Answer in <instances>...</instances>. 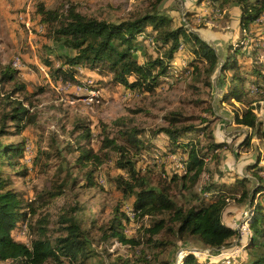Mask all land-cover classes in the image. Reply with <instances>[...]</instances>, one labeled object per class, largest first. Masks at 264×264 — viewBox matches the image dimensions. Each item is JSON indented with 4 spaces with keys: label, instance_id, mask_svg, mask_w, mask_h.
<instances>
[{
    "label": "rangeland",
    "instance_id": "1",
    "mask_svg": "<svg viewBox=\"0 0 264 264\" xmlns=\"http://www.w3.org/2000/svg\"><path fill=\"white\" fill-rule=\"evenodd\" d=\"M154 2L0 0V62L17 70V81L24 84L25 93L29 96L28 101L23 100L24 105L34 114V121L25 125L18 134L17 128L7 127L10 122L5 124V128H10L11 132L1 137L2 142H23L24 155L16 165L3 166V175L9 179L24 202L36 200L35 211L31 216L33 220L39 214H47L46 231L50 238L60 234L57 231L60 226L57 223L59 215L71 207L76 208L71 216L88 232L90 246L96 252L87 264H111L118 257L127 258L129 264H137L138 253L143 246H131L117 239L107 241L100 236L101 227L112 218L115 208L118 207L120 211L131 208L129 200L116 188L113 181L116 175L124 174L114 164L117 154L108 148L100 152L105 135L116 138V142L123 144L120 132L132 127L138 128V136L144 140L145 147L140 152L130 148V155L139 174L146 176L148 185L157 186L161 180H164L162 183H167L171 176L180 174L181 158L185 152L161 154L147 148L151 145L160 150V146L164 144L163 136H154L153 133L159 127L167 125L165 116L172 111L193 116L186 121L188 124H197L202 117L208 119L206 123L215 138V132L218 131V137H223L222 141L229 143V146L217 152L219 166L225 171L223 180L229 182L236 176H245L249 179L247 186L253 187L256 177L247 169V165L259 162L262 167L257 172L264 182V146L250 128L236 121V116L242 117L246 105L234 98L224 99L230 84V71L220 72L221 64L228 56L238 60L241 70L255 66L264 71V14L252 22L248 29H242L238 23L240 13L233 2L220 7L219 1L213 0H161L156 8L171 18V27L187 26L206 41L212 42L219 61L209 85L204 83V75L196 79L188 69L187 63L193 58L188 46H180L181 50L175 55L170 71L151 92L125 88L121 84L112 83L110 72L83 67L77 68L76 77L84 80L85 85L60 80L54 82L50 78L48 63H52L54 67L59 66L61 62L56 56L71 55L74 51L67 48L62 40H56L47 26L41 24L36 12L38 3L63 12L69 6H74L82 14L118 22L153 10ZM135 49L134 55L140 62L156 54L148 41H139L135 44ZM13 86L12 82L4 83L2 88L0 86V98ZM245 86H249L248 81ZM262 88L264 89V83ZM250 93H256L255 86L251 84ZM15 96L23 99V95ZM252 98L253 104L264 103V99H259L261 97L257 95H252ZM2 104L0 101V118L8 110ZM206 108H210V112ZM263 111L262 107L255 110L258 116ZM77 123L89 125L91 133L85 144L103 160L92 173V186L86 184L84 172L87 168L79 167L76 162V142L80 136V130L74 128ZM246 137H250L249 146L243 144ZM180 142L186 144L187 153L189 143L200 147L207 139L205 134L194 133ZM103 151L106 155H103ZM206 177L204 175L201 179V184ZM55 180L66 181L64 192L48 203H40L45 200L44 190ZM173 181L170 183L171 198L180 205L194 203L193 194L181 186L180 178ZM227 200L224 218L237 230L238 235L226 246L220 249L209 248L193 236H187L185 241H177L162 250L160 259H167L170 264H182L184 256L191 253L207 263L235 264L250 258L246 249L251 236L248 207L244 200L231 196ZM128 217L123 228L124 234L142 242L148 236L143 228L148 226L150 216L137 217L130 211ZM240 222L244 230L241 238ZM13 236L16 240L27 242L30 234L28 235L26 224L13 232ZM182 249L192 250L180 253ZM0 264L7 263L0 261Z\"/></svg>",
    "mask_w": 264,
    "mask_h": 264
},
{
    "label": "trees",
    "instance_id": "2",
    "mask_svg": "<svg viewBox=\"0 0 264 264\" xmlns=\"http://www.w3.org/2000/svg\"><path fill=\"white\" fill-rule=\"evenodd\" d=\"M154 9L127 19L110 22L97 19L79 12L74 6H69L64 12L57 8H46L38 3L36 12L41 24H45L56 40H62L73 54L56 57L61 64L54 67L48 63V73L52 81L80 83L84 80L76 77L78 67L99 72H110L112 83L121 84L128 89H138L151 92L159 80L170 71V65L175 55L181 50L180 46H188L193 58L187 63L191 74L196 79L204 75V83L209 85L212 73L218 66V55L214 46L200 37L187 26L171 27V18L161 13L156 7L161 0H154ZM224 6L233 2L239 8V23L242 29L264 14V0H213ZM139 41H148L155 56H149L140 62L134 55L135 44ZM238 51V49L236 50ZM186 69V68H185ZM230 71V84L224 99L234 98L245 104L242 117L236 116V121L248 128L260 139L264 146V111L258 116L256 109L264 110V103L253 104L252 95L264 99V71L255 66L241 70L238 60L228 56L221 64L220 72ZM17 70L10 65L0 62V86L7 82L13 83V88L5 92L0 101L8 107L0 118V261L7 264H87L88 260L96 255L89 243V234L83 230L71 213L76 208H70L59 215L57 223L60 232L58 236L50 238L47 229V214H39L33 220L35 199L24 202L20 194L11 186L8 178L3 175V166H14L24 155L23 142L4 143L1 137L8 134L10 128H17L16 133L34 121V114L29 112L23 100L28 101L25 86L17 81ZM248 80H246L245 77ZM81 81V82H80ZM248 81L249 86H245ZM92 83V82H91ZM250 84L255 86L256 93H250ZM15 94L23 95L18 99ZM251 99V100H250ZM259 101V100H258ZM210 112V108H206ZM193 116L185 115L180 111L169 112L165 116L167 125L159 127L153 134L163 136L164 144L160 150L155 146L147 148L161 154L173 155L185 152L181 158L180 174L170 177L167 183L161 180L157 186H150L147 178L139 174L135 161L130 155V148L142 150L145 142L138 134V128L132 127L120 132L122 143L116 138L104 136L101 150L111 149L117 154L115 166L124 172L114 177L113 181L122 195L129 200L130 210L124 211L117 207L104 227H101V238L104 240L117 239L131 246L143 244L137 257V264H170L167 259H160L162 250L177 241H185L187 236H193L206 247L220 249L226 246L238 232L223 221L224 212L229 196L244 200L248 207L249 228L251 236L246 249L250 258L240 260L235 264H264V182L258 175L259 162L248 164L247 169L256 177L253 187L247 186L248 178L236 176L232 181L223 180L225 171L219 166L217 152L229 146V143L218 141L209 129L208 119L200 117L197 124H188L186 121ZM7 122L10 124L5 125ZM80 130L77 143V165L86 167V184L92 186V173L103 163L100 155L88 147L90 128L88 124L77 123L74 127ZM205 134L207 142L204 145L192 146L185 151L186 144L180 142L192 134ZM185 145H183V144ZM243 144L249 146L250 137H246ZM188 145V144H187ZM103 155L106 152L103 151ZM208 157V159H206ZM20 161V160H19ZM122 172V173H123ZM24 173V172H23ZM180 175V177H177ZM207 175L201 184V179ZM180 178L181 186L190 190L194 203L185 206L177 204L171 198V182ZM66 181H54L44 190V202L64 192ZM39 198V197H38ZM35 200V201H34ZM27 201V200H26ZM36 207V206H35ZM132 212L135 216H150L144 233L148 236L142 242L124 234ZM26 224L29 239L27 242L16 240L13 236L22 224ZM143 234V236L145 235ZM32 235V236H31ZM161 235V236H159ZM173 240H169L171 238ZM111 264H129L127 258L118 257ZM182 264H211L199 260L193 254L184 256ZM233 264V263H232Z\"/></svg>",
    "mask_w": 264,
    "mask_h": 264
},
{
    "label": "crops",
    "instance_id": "3",
    "mask_svg": "<svg viewBox=\"0 0 264 264\" xmlns=\"http://www.w3.org/2000/svg\"><path fill=\"white\" fill-rule=\"evenodd\" d=\"M238 11H239V8H238ZM239 13V12H238ZM261 18V17H260ZM238 23H239V19H238ZM238 26H239V24H238ZM249 28V27H248ZM247 28V29H248ZM200 37H202L201 35H199ZM203 38V37H202ZM204 39V38H203ZM206 40V39H205ZM207 41H209V40H207ZM212 43V42H211ZM216 53H217V51H216ZM218 55V54H217ZM229 85V84H228ZM217 132L218 131H216L215 132V136H216V140H218V141H222V140H224L223 139V137H218V134H217ZM222 136H224V135H222ZM223 221L226 223V224H228L229 226H231V224L228 222V220H226L225 218H224V216H223ZM231 227H233V226H231Z\"/></svg>",
    "mask_w": 264,
    "mask_h": 264
},
{
    "label": "built area",
    "instance_id": "4",
    "mask_svg": "<svg viewBox=\"0 0 264 264\" xmlns=\"http://www.w3.org/2000/svg\"><path fill=\"white\" fill-rule=\"evenodd\" d=\"M174 159V158H173ZM178 165V164H177ZM179 166V165H178ZM239 226H240V238H241V234H242V232H244V230H243V228H242V222H240L239 224H238ZM239 238V239H240ZM190 250H192V249H182L181 250V252L180 253H185V252H187V251H190ZM193 250H195V249H193Z\"/></svg>",
    "mask_w": 264,
    "mask_h": 264
}]
</instances>
